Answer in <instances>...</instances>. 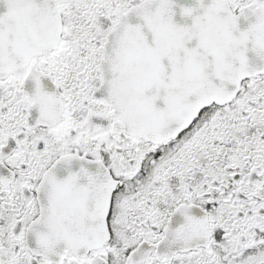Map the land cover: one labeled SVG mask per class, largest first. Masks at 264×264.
<instances>
[{
	"label": "snow or ice",
	"instance_id": "1",
	"mask_svg": "<svg viewBox=\"0 0 264 264\" xmlns=\"http://www.w3.org/2000/svg\"><path fill=\"white\" fill-rule=\"evenodd\" d=\"M0 264H264V0H0Z\"/></svg>",
	"mask_w": 264,
	"mask_h": 264
}]
</instances>
